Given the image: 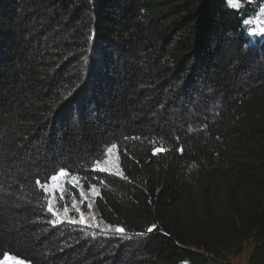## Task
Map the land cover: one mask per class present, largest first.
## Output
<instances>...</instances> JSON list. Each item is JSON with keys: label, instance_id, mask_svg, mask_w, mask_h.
Instances as JSON below:
<instances>
[{"label": "trees", "instance_id": "trees-1", "mask_svg": "<svg viewBox=\"0 0 264 264\" xmlns=\"http://www.w3.org/2000/svg\"><path fill=\"white\" fill-rule=\"evenodd\" d=\"M249 11L0 0V261L230 264L251 240L248 264H264V41ZM110 150L120 176L95 169ZM61 170L134 240L103 248L53 225L36 181Z\"/></svg>", "mask_w": 264, "mask_h": 264}, {"label": "rangeland", "instance_id": "rangeland-1", "mask_svg": "<svg viewBox=\"0 0 264 264\" xmlns=\"http://www.w3.org/2000/svg\"><path fill=\"white\" fill-rule=\"evenodd\" d=\"M234 2L242 5L239 10H245L247 7L253 9V12H248L249 16L246 20H255L257 16L261 15V11L264 10V0H234ZM246 32L252 39L264 41V38L259 36L254 38L248 31ZM95 169L108 175L120 176L117 153L114 150L108 151L104 161L98 164ZM101 169L104 171H101ZM71 180L69 176L61 178L59 183L63 186L62 192H54L51 188L45 191L43 188L46 194L47 210L49 206L52 208V211L48 212L52 216L53 225L64 226L71 232H80L87 243L95 246H104L103 248L111 247L116 243L126 245L129 240H134V238H127L123 233L118 232L117 229L104 226L99 221L94 205L95 198L99 194L98 188L92 187L89 190H83L78 185L74 187ZM253 247V242L248 240L239 256L227 257L229 263L248 264ZM17 261L19 260L5 256L0 261V264H16ZM22 264L26 263L22 262Z\"/></svg>", "mask_w": 264, "mask_h": 264}, {"label": "snow or ice", "instance_id": "snow-or-ice-1", "mask_svg": "<svg viewBox=\"0 0 264 264\" xmlns=\"http://www.w3.org/2000/svg\"><path fill=\"white\" fill-rule=\"evenodd\" d=\"M228 6L235 9L237 12H239V9L242 7V5L234 2V0H228ZM243 25L245 27V30L249 32L250 35H252L254 38L259 36L261 38H264V10L261 11V15L257 16L255 20H245L243 22ZM254 25V26H253ZM162 151V149H156L154 151V155L156 152ZM180 151H183V149H180ZM101 171H104L101 169ZM67 173L64 170L59 171L58 174L51 175L48 180L49 183H42L39 179L36 181L38 185L43 186L44 190L47 191L49 188H51L52 191H63V186L59 183L62 177H65ZM72 185L75 187L77 185V178L75 176L72 177L71 180ZM48 211L51 212L52 208L49 206ZM55 215V213H53ZM117 231H122V229L117 228ZM148 232L153 231L152 228L147 229ZM16 264H22L21 261H17Z\"/></svg>", "mask_w": 264, "mask_h": 264}]
</instances>
